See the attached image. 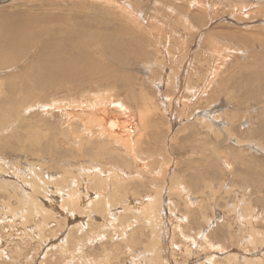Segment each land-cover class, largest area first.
Listing matches in <instances>:
<instances>
[{
	"label": "rangeland",
	"instance_id": "rangeland-1",
	"mask_svg": "<svg viewBox=\"0 0 264 264\" xmlns=\"http://www.w3.org/2000/svg\"><path fill=\"white\" fill-rule=\"evenodd\" d=\"M8 24L34 37L14 57L0 31V264L264 261V0H0V28ZM65 28L119 37L118 58L101 42L82 47L111 75L96 79V64L80 88L40 79L29 90L46 29ZM120 107L137 127L131 157L98 139L96 108L126 122Z\"/></svg>",
	"mask_w": 264,
	"mask_h": 264
},
{
	"label": "bare ground",
	"instance_id": "bare-ground-1",
	"mask_svg": "<svg viewBox=\"0 0 264 264\" xmlns=\"http://www.w3.org/2000/svg\"><path fill=\"white\" fill-rule=\"evenodd\" d=\"M81 1V0H80ZM193 1V0H192ZM70 2V1H69ZM191 6V5H190ZM214 8V7H213ZM139 21V20H138ZM20 25V24H19ZM19 25H15V24H8V25H5V27H1L0 28V31L1 32H3V33H5V37L7 38V41H6V44L8 43L9 45L8 46H3V47H1V49H3V51L5 52V50H6V52H8L10 55H12V56H14V57H16L17 55H19L20 53H23V50L22 49H24V48H26L27 46H29L31 43H32V41L31 40H29V39H27L26 38V40H25V43H24V45H21L20 46V44H22L23 42H24V39H25V36L28 34V36L29 35H31V37H34V35H32V34H30V32L31 31H33L34 29L33 28H30V27H25V28H20L19 27ZM32 27V26H31ZM60 29V28H59ZM38 30V29H37ZM47 30V33H48V35H49V40L47 41V39H46V41L45 42H43V44H42V47H41V51L37 54V59H38V61H36V64L33 66V65H31V67H29V68H31V71H32V73L34 74V76L35 77H30L29 75H28V72H27V74H26V76L24 77L25 78V82L27 83V84H29L30 85V87H29V90H32V87H36V83L38 82V80H40V79H45L46 81H52V80H55L56 82H62V83H70V82H72L75 86H78V87H76V88H80V87H82L81 85H83L84 83H83V80H84V82H85V80H88V78H87V75H86V73L88 72V71H92V69L95 67V65L97 64V66H98V68L100 69V71H96V73L98 74L97 75V77H96V79H100V77L102 76H106V74H108L107 73V70H104L103 71V68H102V66L104 65V64H102L99 60L98 61H94V60H90L88 57L90 56V51H88V54H87V58H85V57H83V50H82V47H87V46H90L91 45V43H96V42H101L102 43V46H103V51L105 52V53H110V54H112L114 57H116V58H118V56L115 54V48H116V46H117V42H116V40L115 39H119V37H117V36H115V35H113L114 36V38L113 37H110V36H107V35H95L94 33H92L91 35L90 34H88V33H86V32H84V31H77V30H72V28L70 29V28H65V29H63V30H65V34L63 35V36H58V35H56V34H53V33H55L56 31H53V32H51L49 29H46ZM85 31H88V30H85ZM40 33H41V31H40ZM39 33V34H40ZM51 33V34H50ZM202 36V35H201ZM211 36V35H210ZM28 38H30V36L28 37ZM4 40V39H3ZM209 40V39H208ZM219 41V40H218ZM218 43V42H217ZM19 45L20 47V49L19 50H16V45ZM203 44H205L206 45V43H203ZM94 45H97V44H93V46ZM211 45V44H210ZM207 46V45H206ZM220 47V46H219ZM201 48V47H200ZM197 49V48H196ZM202 49V48H201ZM222 49H224V48H222ZM216 50V49H215ZM199 51V50H198ZM219 51V50H218ZM25 52V51H24ZM200 52H202L201 50H200ZM203 53V52H202ZM201 53V54H202ZM197 54V53H196ZM195 54V55H196ZM199 54V53H198ZM194 55V56H195ZM219 56V55H218ZM198 57H199V55H198ZM10 58V57H9ZM8 58V59H9ZM197 58V57H196ZM196 58H195V60H196ZM219 58V57H218ZM222 58V57H221ZM215 59V58H214ZM220 59V58H219ZM1 60V59H0ZM199 60V59H198ZM197 60V61H198ZM81 61H86V65L84 64V65H81ZM255 61V60H254ZM25 62V61H24ZM195 62V61H194ZM201 62V61H200ZM253 62V61H252ZM257 62H258V60H257ZM197 63H199V62H197ZM196 63V64H197ZM191 64V63H190ZM189 63L187 64V65H190ZM182 65V64H181ZM184 65V64H183ZM198 65V64H197ZM192 66V65H191ZM196 66V65H195ZM186 67V66H185ZM193 68V67H192ZM192 68H190V69H192ZM189 70V69H188ZM195 70H197V69H195ZM27 71V70H26ZM171 71V70H170ZM208 71V70H207ZM215 71V70H214ZM214 71H212V72H214ZM193 72H195V71H193ZM1 73V72H0ZM101 73H103V74H101ZM106 73V74H105ZM113 73V72H112ZM190 74V73H189ZM194 74V73H193ZM192 74V75H193ZM197 74H199V73H197ZM196 74V75H197ZM212 74V73H211ZM215 74V73H214ZM109 75H111L110 73L108 74V76ZM214 76H216V75H214ZM111 77V76H110ZM112 77H113V79L114 80H118L119 82H120V78H118L117 76H115L114 75V73L112 74ZM111 77V78H112ZM190 77V76H189ZM73 78H77V79H73ZM87 78V79H86ZM187 78V77H186ZM205 78V77H204ZM16 79V78H15ZM91 79V78H90ZM122 81V80H121ZM127 81V80H126ZM192 81V80H191ZM220 82V81H219ZM122 83V82H121ZM128 83V82H127ZM197 83V82H196ZM77 84H79V85H77ZM85 84H86V82H85ZM174 84V83H173ZM218 84V83H217ZM122 85V84H121ZM16 86V85H15ZM59 86H60V84H59ZM73 86V85H72ZM127 86H128V84H127ZM208 86V85H207ZM131 87V86H130ZM133 87V86H132ZM190 87H192V86H190ZM61 88V87H60ZM36 89V88H35ZM34 91V90H33ZM45 91V90H44ZM110 91V90H109ZM179 91V90H178ZM31 92V91H30ZM111 93V92H110ZM104 94V93H103ZM107 94H108V92H107ZM129 94V93H128ZM36 95V94H35ZM33 96V95H32ZM31 96V97H32ZM107 96V95H106ZM143 97V96H142ZM146 97V96H145ZM33 98V97H32ZM29 99H31V98H29ZM38 99V98H37ZM101 99V98H100ZM41 101V100H40ZM99 104H100V100H96ZM50 102V101H49ZM48 102V103H49ZM102 102V101H101ZM29 103V102H28ZM53 103V102H52ZM52 103H49L48 105H50V104H52ZM105 103V102H104ZM109 103H110V101H109ZM179 103V102H178ZM30 104V103H29ZM92 105V107H93V104H96V103H94V102H92L91 103ZM45 105V104H44ZM46 105H47V103H46ZM170 105V104H169ZM28 106V105H27ZM90 106V107H91ZM97 106V105H96ZM101 106V105H100ZM166 106V105H165ZM42 107V106H41ZM89 107V106H88ZM141 107V106H140ZM143 107V106H142ZM49 108H51V105H50V107ZM49 108H47V109H49ZM10 109V108H9ZM8 109V110H9ZM97 109V115H95V122L97 123L96 124V127H97V134L99 135V137H98V139L100 138V136H102L103 138H109L110 140H113L116 144H117V146H118V144H121V145H123L122 147H124V146H127L129 143H128V140L129 139H131L132 137H131V135H132V132L133 131H135L134 130V128H137V127H134V125L133 124H131L130 123V120L127 118V116H126V114H125V111H129V110H127L128 108H125V107H120V109H119V111L121 112L120 114H125V116H126V118H123V120H125V119H128L126 122L125 121H122V120H117V119H119V118H117V119H112V118H109V117H106L105 118V116L104 115H102V114H100V110L98 109V108H96ZM186 109V108H185ZM72 110V109H71ZM103 110H107V109H103ZM102 111V110H101ZM143 111V110H142ZM145 111V110H144ZM143 111V112H144ZM148 111L149 110H147V113H148ZM8 112V111H7ZM25 112V111H24ZM49 112V111H48ZM178 112V111H177ZM65 113H66V115L68 116V117H70L69 119L72 121V115H70V113L69 112H66L65 111ZM84 113V112H83ZM127 113V112H126ZM147 113H146V115H147ZM75 114V113H74ZM93 114H95V113H93ZM100 116H99V115ZM128 114H129V112H128ZM139 114H140V124H141V128L142 129H144L143 127H145V124L144 123H146L145 121H144V119H143V113L140 111L139 112ZM180 114V113H179ZM76 115V114H75ZM145 115V114H144ZM120 116V115H119ZM11 117V116H10ZM84 117V116H83ZM94 117V116H93ZM118 117V116H117ZM145 117H147V116H145ZM5 118V117H4ZM90 118V117H89ZM99 118V119H98ZM132 118V117H131ZM137 118V117H136ZM135 118V119H136ZM74 119H76V120H80L81 118L79 117V116H74ZM133 119V118H132ZM228 120V119H227ZM92 121L94 122V120L92 119ZM133 121V120H132ZM147 121V120H146ZM214 121H216V120H214ZM259 121V120H258ZM127 122H129V123H127ZM155 123V122H154ZM131 124V125H130ZM168 124V123H167ZM218 124V123H217ZM153 126V125H152ZM27 127V126H26ZM95 128V127H94ZM31 129V128H30ZM67 129V128H66ZM132 129H133V131H132ZM169 129V128H168ZM6 130V129H5ZM22 130V129H21ZM27 130H29V128L27 129ZM95 130V129H94ZM140 130V129H139ZM30 131V130H29ZM33 130H31V132H32ZM1 132V131H0ZM139 132V131H138ZM220 132H222V131H220ZM264 132V131H263ZM117 133V134H116ZM96 134V133H95ZM141 134V133H140ZM91 136V135H90ZM89 136V137H90ZM43 137V136H42ZM88 137V136H87ZM133 138H134V136H133ZM246 138H248L247 136H246ZM37 139V138H36ZM135 140H136V138H134ZM132 140V139H131ZM33 141H35V140H33ZM36 141H39V140H36ZM248 141V140H247ZM251 141V140H250ZM147 142V141H146ZM239 142H241V141H239ZM252 142V141H251ZM258 142V141H257ZM40 143V142H39ZM38 143V144H39ZM102 143V142H101ZM107 143V142H106ZM134 143V142H133ZM243 143V142H242ZM256 143V142H255ZM87 144V143H86ZM108 144V143H107ZM131 144V143H130ZM82 145V144H81ZM88 145V144H87ZM113 144H111V146H112ZM132 145V144H131ZM134 145H135V143H134ZM138 145V144H137ZM83 146V145H82ZM120 146V145H119ZM255 146H258L257 144L255 145ZM30 147V146H29ZM32 147V146H31ZM38 147H39V145H38ZM132 146H127L125 149L124 148H122V149H124L123 150V152H125V153H127V155L128 156H132V150H137V147H136V149L134 148V149H132L131 148ZM154 147V146H153ZM100 148V147H99ZM122 149H119V150H122ZM95 150V149H94ZM49 152L51 151L50 149L48 150ZM67 151V150H66ZM105 151V150H104ZM112 151V150H111ZM113 152H115V150H113ZM135 152V151H134ZM133 152V153H134ZM110 153V152H109ZM135 154H136V152H135ZM146 154V153H145ZM126 155V156H127ZM101 156H102V154H101ZM104 156H106V155H104ZM109 156V155H108ZM127 156V157H128ZM137 156V155H136ZM103 157V156H102ZM110 157V160L112 161V159H111V156H109ZM115 157V156H114ZM221 157V156H220ZM104 158V157H103ZM106 158V157H105ZM116 158V157H115ZM142 158V157H141ZM97 159V158H96ZM119 159V158H118ZM131 159V158H130ZM138 159V158H137ZM134 160V159H133ZM39 161V160H38ZM142 161V160H141ZM138 162V161H137ZM248 162V161H247ZM22 163V162H21ZM129 163V162H128ZM133 163V162H132ZM249 163V162H248ZM1 164V163H0ZM144 164V163H143ZM143 164H142V166H143ZM167 164V163H166ZM209 164V163H208ZM250 164V163H249ZM3 165V164H2ZM25 165V164H24ZM83 165V164H82ZM134 165H136V167H138V170H139V166H138V163H135V161H134ZM224 165V164H223ZM256 165V164H255ZM10 166H12V165H10ZM26 166V165H25ZM41 166V165H40ZM98 166V165H97ZM133 166V165H132ZM36 167H38V166H36ZM42 167V166H41ZM92 167V166H91ZM128 167V166H127ZM147 167V166H146ZM259 167V166H258ZM12 168V167H11ZM17 168H18V166H17ZM26 168V167H25ZM78 168H79V166H78ZM86 168H88V167H85V168H82V169H86ZM90 168V167H89ZM88 168V169H89ZM101 168V167H100ZM142 168V167H141ZM226 168H228V167H226ZM253 168V167H252ZM2 169V168H1ZM13 169V168H12ZM93 169V170H92ZM103 169V168H102ZM115 169V168H114ZM118 169V168H117ZM136 169V168H135ZM147 169V168H146ZM244 169V168H243ZM32 170H33V168H32ZM67 170V169H66ZM87 170V169H86ZM85 170V171H86ZM90 170H92V171H99L100 169L98 168V169H94V168H90ZM113 170V169H112ZM145 170V169H144ZM254 170V169H253ZM64 171H65V169H64ZM85 171L83 170V172L85 173ZM89 171V170H88ZM87 171V173H89ZM101 171V170H100ZM99 171V172H100ZM105 171V170H104ZM116 171V170H115ZM120 171V170H119ZM136 171V173H137V170H135ZM167 171V170H166ZM222 171V170H221ZM237 171V170H236ZM246 171H248V170H246ZM37 172H39V171H37ZM82 172V173H83ZM96 172V173H97ZM102 172V171H101ZM122 172L123 171H121V175H122ZM134 172V171H133ZM140 174H141V171H138ZM156 172V171H155ZM244 172V171H243ZM21 173V172H20ZM41 173V172H40ZM63 173V172H62ZM79 173H81V172H79ZM81 173V174H82ZM83 173V174H84ZM105 173V172H104ZM111 173H112V171H111ZM143 173V172H142ZM238 173V172H237ZM249 173V172H248ZM247 173V174H248ZM252 173H253V171H252ZM260 173V172H259ZM263 173V172H262ZM18 174V173H17ZM24 174H25V171H24ZM35 174V173H34ZM42 174V173H41ZM77 174H78V172H77ZM90 174V173H89ZM118 174H119V172H118ZM134 174V173H133ZM140 174H137V175H140ZM63 175V174H62ZM64 175H65V173H64ZM95 175V174H94ZM109 175V174H108ZM136 175V176H137ZM243 175V174H242ZM249 175V174H248ZM30 176V175H29ZM41 176H43V175H41ZM79 176V175H78ZM84 176V175H83ZM92 176V175H91ZM99 176H101V175H99ZM124 176V175H123ZM126 176V175H125ZM131 176V175H130ZM165 176V175H164ZM171 176V175H170ZM234 176V175H233ZM239 176H241V174L240 175H238V177ZM259 176V175H258ZM257 176V177H258ZM12 177V176H11ZM33 177V176H32ZM37 177V176H36ZM44 177V176H43ZM104 177H106V176H104ZM118 177V176H117ZM157 177V176H156ZM172 177V176H171ZM177 177H178V175H177ZM237 177V176H236ZM244 177V176H243ZM253 177V176H252ZM251 177V178H252ZM27 178V177H26ZM38 178V177H37ZM41 178V177H40ZM77 178V177H76ZM86 178H88L87 176H86ZM97 178V177H96ZM95 178V179H96ZM106 178H108V177H106ZM109 178H110V176H109ZM108 178V179H109ZM112 178V177H111ZM110 178V179H111ZM130 178V177H129ZM173 178H176V177H174L173 176ZM196 178V177H195ZM201 178V177H200ZM246 179H247V177H245ZM245 178H244V180H245ZM13 179V178H12ZM61 179V178H60ZM65 179V178H64ZM94 179V181L93 182H95L96 180ZM99 179V178H98ZM105 179V178H104ZM117 179V178H116ZM121 179V178H120ZM138 179V178H137ZM238 179H240V178H238ZM18 180H20V179H18ZM28 180V179H27ZM42 180V179H41ZM67 180V179H66ZM80 180V179H79ZM129 180V179H128ZM173 180V179H172ZM201 180H202V178H201ZM241 180H242V178H241ZM243 180V181H244ZM260 180H261V178H260ZM25 181V180H24ZM29 181V180H28ZM56 181V180H55ZM55 181H53V182H55ZM61 181H62V179H61ZM77 181H78V179H77ZM102 180H100V182H101ZM118 181V180H117ZM121 181V180H120ZM125 181V180H124ZM136 181V180H135ZM139 181V180H138ZM198 181V180H197ZM246 181V180H245ZM244 181V182H245ZM250 181V180H249ZM253 181V180H252ZM259 181V180H258ZM33 182V181H32ZM41 182H43V180L41 181ZM49 182V181H48ZM53 182L51 183V182H49V183H51V184H53ZM69 183H70V181H68ZM79 182V181H78ZM90 182L92 183V181L90 180ZM103 182H104V180H103ZM110 182V181H109ZM127 182V181H126ZM174 182H176V181H174ZM202 182V181H201ZM223 182V181H222ZM242 182V181H241ZM57 183V182H56ZM73 182L71 181V184H72ZM97 183H98V180L96 181V184L95 185H97ZM105 183V182H104ZM113 183V182H112ZM128 183V182H127ZM131 183V182H130ZM129 183V184H130ZM134 183V182H133ZM136 183V182H135ZM140 183V182H139ZM204 183V182H203ZM40 184V183H39ZM43 184V183H42ZM41 184V185H42ZM79 184V183H78ZM108 184V183H107ZM114 184V183H113ZM141 184V183H140ZM154 184V183H153ZM152 184V185H153ZM245 184V183H244ZM26 185V184H25ZM54 185V184H53ZM66 185V184H65ZM69 185V184H68ZM118 185V184H117ZM125 185V184H124ZM131 185V184H130ZM204 185V184H203ZM202 185V186H203ZM49 186V185H48ZM52 186V185H51ZM100 186V185H99ZM116 185H114V187H115ZM121 186V185H120ZM120 186H118V187H120ZM126 186V185H125ZM154 186V185H153ZM167 186V185H166ZM208 186V185H207ZM207 186H205V187H207ZM221 186V185H220ZM64 187V186H63ZM71 187V186H70ZM96 187V186H95ZM107 187V186H106ZM113 187V185H112V188H114ZM123 187V186H122ZM204 187V186H203ZM60 188V187H59ZM72 188V187H71ZM75 188H77V186L75 185ZM117 188V187H116ZM165 188V187H164ZM222 187H220V189H221ZM231 188V187H230ZM33 189H36V188H33ZM33 189L31 190V191H33ZM53 189V188H52ZM68 189H70V188H68ZM67 189V190H68ZM74 189V188H73ZM78 189V188H77ZM98 189H100V188H98ZM5 190H6V188H5ZM29 190H30V188H29ZM58 190V189H57ZM66 190V189H65ZM75 190V189H74ZM104 190H105V188H104ZM110 190V189H109ZM121 190V189H120ZM203 190H204V188H203ZM202 190V191H203ZM222 190V189H221ZM225 190V189H224ZM39 191H41V190H39ZM38 191V192H39ZM52 191V190H51ZM53 191H56V189L55 190H53ZM71 191H73V190H71ZM153 191V190H152ZM202 191H200V193H203ZM34 192H36V190L34 191ZM57 192V191H56ZM68 192V191H67ZM77 191H75V193H76ZM102 192V191H101ZM108 192V191H107ZM155 192V191H154ZM199 192V191H198ZM44 193V192H43ZM55 193V192H54ZM58 193V192H57ZM59 193H60V191H59ZM78 193V192H77ZM100 193V191L97 193V197H98V194ZM103 193H104V191H103ZM197 193V192H196ZM31 194V193H30ZM41 194V193H40ZM63 194H64V192H63ZM135 194V193H134ZM38 195V194H37ZM44 195V194H43ZM42 195V196H43ZM60 195V194H59ZM62 195V194H61ZM85 195H86V193H85ZM85 195H84V197H85ZM94 195V194H93ZM136 195V194H135ZM153 195V194H152ZM50 196V195H49ZM53 196V195H52ZM79 196V195H78ZM81 196V195H80ZM101 196H102V194H100V198H101ZM32 197V196H31ZM48 197V196H47ZM47 197H44V199L45 198H47ZM68 197V196H67ZM121 197V196H120ZM228 197V196H227ZM24 198V197H23ZM38 198V197H37ZM40 198H43V197H40ZM49 198H52V197H49ZM48 198V199H49ZM58 198V197H57ZM71 198V197H70ZM88 198H89V196H88ZM87 198V199H88ZM122 198V197H121ZM124 198V197H123ZM25 199V198H24ZM27 199V198H26ZM25 199V200H26ZM43 199V200H44ZM61 199V198H60ZM38 200V199H37ZM47 200V199H46ZM100 200H102V199H100ZM100 200H99V202H100ZM107 200V199H106ZM242 200V199H241ZM41 201V200H40ZM61 201V200H60ZM76 201H78V200H76ZM153 201H154V199H153ZM18 202V201H17ZM29 202V201H28ZM35 202V201H34ZM51 202V200L49 201V203ZM62 202V201H61ZM99 202H97L98 203V205H100L101 204V202H100V204H99ZM120 202V201H119ZM147 202V201H146ZM149 202V201H148ZM21 203V202H20ZM41 203V202H40ZM46 203H48V202H46ZM77 203V202H76ZM97 203H95V204H97ZM106 203V202H105ZM178 203V202H177ZM238 203V202H237ZM35 204V203H34ZM62 204V203H61ZM61 204H59V205H61ZM65 204H67V203H65ZM126 204V203H125ZM155 204V203H154ZM158 204V203H157ZM162 204V203H161ZM164 204V203H163ZM189 204H190V202H189ZM21 205V204H20ZM27 205H29V204H27ZM42 205V204H41ZM40 205V206H41ZM57 205V204H56ZM63 205V204H62ZM68 205V204H67ZM72 205H74V204H72ZM77 205H78V203H77ZM76 205V206H77ZM97 205V206H98ZM108 205V204H107ZM144 205V204H143ZM147 205H149V204H147ZM151 205H152V203H151ZM22 206V205H21ZM69 206H70V204H69ZM93 206L95 207V205L93 204ZM124 206V205H123ZM122 206V207H123ZM238 206V205H237ZM7 207V206H6ZM29 207V206H28ZM68 207V206H67ZM100 207V206H99ZM107 207V206H106ZM130 207V206H129ZM144 207H145V205H144ZM31 208V207H30ZM36 208V207H35ZM61 208V207H60ZM66 208V207H65ZM65 208H64V210H65ZM73 208V207H72ZM96 208V207H95ZM110 208V207H109ZM132 208V207H131ZM151 208V207H150ZM153 208V207H152ZM204 208V207H203ZM14 209V208H13ZM56 209V208H55ZM97 209V208H96ZM124 209H126L125 207H124ZM33 210V209H32ZM106 210V209H105ZM127 210H129V209H127ZM127 210H125V212L127 211ZM251 210V209H250ZM12 211V210H11ZM37 211H38V209H37ZM41 211V210H40ZM70 211V210H69ZM121 211V210H120ZM154 211H156V210H154ZM204 211V210H203ZM253 211V210H252ZM13 212V211H12ZM67 212V211H66ZM132 212V211H131ZM148 212H150V211H148ZM233 212H234V210H233ZM250 212V211H249ZM5 213V212H4ZM58 213V212H57ZM71 214H72V212H70ZM102 213V212H101ZM121 213V212H120ZM37 214V213H36ZM131 214V213H130ZM140 214V213H139ZM131 215H133V213L131 214ZM141 215V214H140ZM148 215V214H147ZM202 215H204V214H202ZM249 215V214H248ZM94 216V215H93ZM149 216V215H148ZM180 216V215H179ZM256 216V215H255ZM67 217V216H66ZM126 217V216H125ZM124 217V218H125ZM136 217V216H135ZM187 217V216H186ZM236 217V216H235ZM246 217V216H245ZM129 218V217H128ZM138 218V217H137ZM145 218V217H144ZM176 218V217H175ZM185 218V217H184ZM239 218V217H238ZM240 218H242L241 216H240ZM42 219H44V218H42ZM51 219V218H50ZM132 219V218H131ZM149 219V218H148ZM206 220V219H205ZM256 220H257V217H256ZM139 221V220H138ZM87 222V221H86ZM127 224V223H126ZM167 224V223H166ZM251 224V223H250ZM170 225H172V223L170 224ZM38 226V225H37ZM79 226H81V225H79ZM132 226V225H131ZM246 226V225H245ZM244 226V228H246ZM251 225H249V228H251L250 227ZM253 226V225H252ZM73 227V226H72ZM111 227V226H110ZM128 228H130V227H128ZM127 228V229H128ZM175 228V227H174ZM178 228V227H177ZM248 228V227H247ZM254 228V227H253ZM124 230V229H123ZM129 230V229H128ZM42 231V230H41ZM50 231V230H49ZM94 231V230H93ZM126 231V230H125ZM254 231H256V230H254ZM259 231V230H258ZM124 232V231H123ZM52 233V232H51ZM100 233V232H99ZM122 233V232H121ZM127 233V232H126ZM183 233V232H182ZM252 233V232H251ZM253 233H255V232H253ZM257 233V232H256ZM53 234V233H52ZM43 235V234H42ZM174 235V234H173ZM176 235V234H175ZM186 235V234H185ZM244 235H245V233H244ZM165 236V235H164ZM203 236H205L204 234H203ZM206 236H208V235H206ZM205 236V237H206ZM211 236H213V235H211ZM223 236V235H222ZM258 236H259V234H258ZM16 237V236H15ZM127 237V236H126ZM197 237V236H196ZM195 237V239L197 240V238ZM210 237V236H209ZM247 237V236H246ZM252 237V236H251ZM18 238V237H17ZM45 238H47L46 236H45ZM183 238V237H182ZM190 238V237H189ZM36 239H38V238H36ZM185 239V238H184ZM208 239V238H207ZM212 239V238H211ZM44 240V239H43ZM188 240V239H187ZM186 240V241H187ZM192 240V239H191ZM206 240V239H205ZM204 240V241H205ZM45 241V240H44ZM61 242V241H60ZM64 242V241H63ZM183 242H184V240H183ZM195 242H197V241H195ZM202 242V241H201ZM212 242V241H211ZM213 242H215L214 240H213ZM262 242V241H261ZM40 243V242H39ZM44 243V242H43ZM135 242H133V244H134ZM127 244V243H126ZM201 244V243H200ZM248 244V243H247ZM136 245V244H135ZM198 245H199V243H198ZM203 245V244H202ZM243 245H244V243H243ZM127 246V245H126ZM205 246H206V244H205ZM220 246V245H219ZM190 247V246H189ZM204 247V245L202 246V248ZM209 247V246H208ZM221 247V246H220ZM219 247V248H220ZM24 248V247H23ZM77 248V247H76ZM211 248V247H210ZM216 248V247H215ZM74 249V248H73ZM218 249V248H217ZM186 250H187V247H186ZM202 250V249H201ZM220 249H218V251H219ZM47 251V250H46ZM77 251V250H76ZM205 251V250H204ZM213 251V250H212ZM206 252H209V251H206ZM220 253V252H219ZM18 254V253H17ZM191 254V253H190ZM210 254V253H209ZM213 254V253H212ZM259 254V253H258ZM47 255V254H46ZM230 255V254H229ZM233 255V254H232ZM208 256V258H209V255H206V257ZM217 256V255H216ZM222 256V255H221ZM224 256V255H223ZM254 256V255H253ZM45 257V256H44ZM153 257V256H152ZM217 257H219V256H217ZM216 257V258H217ZM230 257V256H229ZM120 258V257H119ZM205 258V257H204ZM214 258V257H213ZM227 259H228V257H226ZM235 258V257H234ZM256 258H258V257H256ZM259 258H260V255H259ZM43 259V258H42ZM49 259H52V258H49ZM230 259V258H229ZM228 259V260H229ZM249 259V258H248ZM48 260V259H47ZM138 260V259H137ZM152 260H154V258H152ZM158 260V259H157ZM194 260V259H193ZM199 260V259H198ZM206 260V259H205ZM212 260V259H211ZM214 260V259H213ZM217 260V259H216ZM246 261H247V257H246V259H245ZM255 260V259H254ZM261 260H263L262 258H261ZM207 261V260H206ZM215 261V260H214ZM219 261V260H218ZM217 261V262H218ZM231 261V260H230ZM256 261H258V260H256ZM260 261V260H259ZM41 262V261H40ZM49 262V261H48ZM51 262H52V260H51ZM202 262V261H201ZM217 262H213V263H215V264H217ZM232 262V261H231ZM253 262V261H252ZM262 262H264V261H262ZM261 261H260V264L262 263ZM50 263V262H49ZM53 263V262H52ZM85 263V262H84ZM162 263V262H161ZM196 263V262H195ZM209 263V262H208ZM45 264V263H44ZM48 264V263H47ZM82 264V263H81ZM92 264V263H91ZM194 264V263H193Z\"/></svg>",
	"mask_w": 264,
	"mask_h": 264
}]
</instances>
